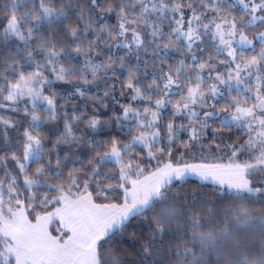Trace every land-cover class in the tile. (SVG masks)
<instances>
[{"label":"snow or ice","instance_id":"1","mask_svg":"<svg viewBox=\"0 0 264 264\" xmlns=\"http://www.w3.org/2000/svg\"><path fill=\"white\" fill-rule=\"evenodd\" d=\"M0 152V264H264V0H0Z\"/></svg>","mask_w":264,"mask_h":264},{"label":"trees","instance_id":"2","mask_svg":"<svg viewBox=\"0 0 264 264\" xmlns=\"http://www.w3.org/2000/svg\"><path fill=\"white\" fill-rule=\"evenodd\" d=\"M78 11V9H77ZM108 22L109 24L111 25H115L116 24V18H115V14H110L109 16L107 17H104V16H100V18L97 20V23H103V22ZM66 24H71L73 26L76 25V21H75V18L73 16V19L70 20V21H65ZM61 35H63V33L61 32ZM89 39H91V37H89ZM121 49L119 48H112L111 50L109 49H106V48H103V46H101V56L97 57V62H99L100 60L104 59L108 54H112L114 57L115 56H119V51ZM122 50H125V49H122ZM121 56H124L123 54ZM78 59L82 60L83 58L82 57H79ZM130 61L132 62V58L127 56V62ZM149 71V69H148ZM126 75V74H125ZM91 78V77H89ZM53 89L56 90L57 92L59 91H65V93L67 91H71V86L70 85H65V84H61V83H56L53 85ZM95 92V89H91V92H90V95L91 93H94ZM65 98H67V96L65 95ZM58 100H59V97H58ZM65 101L64 100H59V103H64ZM71 103H78L80 104V108H79V111H87L89 112V115H91V112H90V109L92 108L93 106V102L92 100L89 98V97H85L83 100H74V101H71ZM87 106V107H85ZM101 112L103 113V115L101 116L102 119H107V116L110 115L109 112L105 111V110H101ZM168 113H169V110L166 111V114L165 115V118H167L168 116ZM23 127H27V122L24 123ZM50 127H53V125L51 124V122H49V124L45 125V127L43 128V133L46 137V141H45V147L48 148V147H51V143L49 142L48 138H51V140H54L55 139V136L49 132V128ZM81 128L84 127L83 123H81L80 125ZM62 130V128H61ZM21 131H23V128H21ZM89 134L90 133V130H89ZM14 135V134H13ZM182 135V138L184 140H187V135L185 134H181ZM98 138H101V139H106L107 138V134H101L100 137ZM15 142V141H13ZM207 142V141H206ZM67 146H65L66 148ZM0 154H3V152H0ZM225 155V154H224ZM85 159H87V156H84ZM53 165H55V160L53 159ZM38 165H35L33 164L32 165V168L34 169L35 167H37ZM108 167H112V165H108ZM67 171V169L65 170V172ZM199 181L197 179H194L192 178L187 185H185L186 188H189V189H194L197 187ZM208 184V183H207ZM206 192H208L209 194H211L212 192V185L211 184H208V187L206 189H204ZM44 191H47L46 189H44ZM131 231V229H130ZM138 246V245H137ZM118 247L122 248L125 250V253L126 254H130L132 253L134 250L132 249L131 247V241L126 237L125 240L118 245Z\"/></svg>","mask_w":264,"mask_h":264},{"label":"rangeland","instance_id":"3","mask_svg":"<svg viewBox=\"0 0 264 264\" xmlns=\"http://www.w3.org/2000/svg\"><path fill=\"white\" fill-rule=\"evenodd\" d=\"M237 14L239 15V13H237ZM166 30H167V29H166ZM256 43H257V47H258V42H256ZM126 51H127V50H122V49H121V50L119 51V56H121L122 54L125 56ZM129 57L132 58V62L128 61V63H130V64H135V62H136L135 56H134V55H129L128 58H129ZM223 58H224V57L222 56L221 59H223ZM179 59H180V56L177 54L176 57H175V61H171V60H169L168 63H175V62L178 61ZM148 69H149V72H151V70H152V64H151V63H149V65H148ZM165 71H167V68H165ZM150 79H151V76L148 77V80H145V83L149 82ZM234 94H235V93L233 92V95H234ZM155 98H158V97H155ZM178 98H179L178 96H177V97H173L174 100H175V99H178ZM209 102H211V101H209ZM223 103H224L223 100L219 101L218 106H220V104H223ZM166 111H167V110H165V113H164V114H166ZM168 114H169V113H168ZM167 117H168V116H167ZM239 135H241L240 132H235V131H234L233 139H235V137H236V136H239ZM206 141H207V142H206ZM210 142H211V138H210V137H209L208 140H205V141H204V143H210ZM173 147L175 148V145H173ZM179 151H183V148L179 149ZM194 151L196 152L197 156H199V148L197 147V149H194ZM177 154H178V153H177ZM213 155H216V156H224V158L221 159V160H214V159H211V157H212ZM205 156H208V157H209V159H207V160L204 161V162H207V163H227V162H228V161H227V156L224 155V153H217V152H215V150H213L212 153H205ZM155 163H156V161H151V165H155ZM146 174H147V173H146ZM194 179H196V178H194ZM205 183L211 184L210 182H205ZM46 190H47V189H46ZM42 191H44V189H43ZM51 227H52V228H56V227H58V225H57L56 223H53V225H52ZM53 234H55V233H53Z\"/></svg>","mask_w":264,"mask_h":264}]
</instances>
